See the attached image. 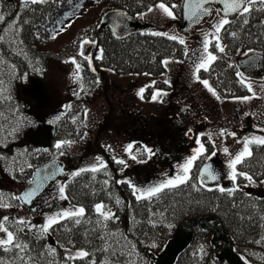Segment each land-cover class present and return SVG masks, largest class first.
Returning <instances> with one entry per match:
<instances>
[{
    "label": "trees",
    "instance_id": "trees-1",
    "mask_svg": "<svg viewBox=\"0 0 264 264\" xmlns=\"http://www.w3.org/2000/svg\"><path fill=\"white\" fill-rule=\"evenodd\" d=\"M161 2L169 7L177 5L173 12L181 19L182 0H72V3L49 0L38 4L30 0H0V15L4 17L0 22V175L25 185L36 167L68 153L69 144L57 150L58 142L81 141L86 130L88 94L96 87L97 80L98 84L103 83L101 71L116 76L147 74L151 79L157 78L144 95L169 89L159 80L167 70L163 62L183 60L184 45L149 31L116 39L109 28L100 26L106 11L121 9L136 17ZM81 11L88 14L83 19V15L77 14ZM228 19L231 22L225 26L227 31L220 33L226 54L217 53L221 58L209 71L199 73L200 79L208 80L220 99L250 94L238 83L235 74L238 67L228 65L237 66L236 61L247 56L245 53L250 49L252 53L264 54V5L253 6L247 24L238 14ZM85 39L95 41L98 50L103 49V59L96 60L95 56L91 67L78 55ZM210 40L209 51L215 53L214 38ZM73 57L81 69L69 92L70 98L65 108L42 119L52 128L50 146L35 147L28 143L25 134L41 124L20 90L33 80L44 81L51 62ZM202 140L206 151L194 162L189 181L150 199L138 200L128 183H117L125 181L119 179L124 166L113 157H104L107 167L95 173L84 171L65 178L67 202L73 208L85 209L81 223L63 219L42 233L43 226L37 222L20 225L17 219L8 217L4 220L5 227L27 249L23 253L15 248L6 252L0 247V264H152L149 254L159 251L180 225L196 217H215L239 254L252 264H264V193L245 189L244 184L249 181L243 176H238L235 186L230 188L234 189L231 195L212 185L202 186L198 168L212 150L210 142L205 137ZM250 151L251 156L237 165V171L247 173L253 182L259 183L264 181V145L250 144ZM142 153L140 149L132 150L137 160L146 159ZM13 197L18 196L11 190H0V204L16 209L21 202ZM97 204L104 206V212L111 211L110 219L104 220L96 212ZM211 236L207 229L194 227L193 240L176 264H227L215 258ZM79 250L87 251L89 256L65 259Z\"/></svg>",
    "mask_w": 264,
    "mask_h": 264
},
{
    "label": "rangeland",
    "instance_id": "rangeland-1",
    "mask_svg": "<svg viewBox=\"0 0 264 264\" xmlns=\"http://www.w3.org/2000/svg\"><path fill=\"white\" fill-rule=\"evenodd\" d=\"M156 5L152 6L154 9L152 12L147 10L136 15V18L143 23L154 24V28L149 30L151 33L175 34L184 39V47L187 49V55L185 52L183 60L169 61L166 74L159 77L163 83L165 80L170 82V84L166 83V86L169 85L171 91L165 92L167 95L159 98L157 102L152 101L155 90L140 99L137 95L138 91L141 88L146 91V88L153 85L152 81H156L157 78L151 80L146 75L116 76L111 72H99L104 80L88 94L89 106L86 115L84 114L85 135L81 141L68 145L67 154L58 157L66 162L69 169L68 177L80 169H90L92 165L98 163L97 158L105 163L104 157H115L116 161L124 159L127 165H123L124 170L119 173V179L130 181L132 185L142 190L157 185L169 177H174L179 166L193 154V149L198 147L195 143L196 139L199 138L203 144L202 137H205L211 144L209 148H212L208 158L217 159L222 163L223 179L220 183L227 184L229 183L227 167L229 159L243 150L244 138L264 136V131L259 130L264 128V92H261L259 87L261 83H264V59L259 71L244 72L253 83L257 96L261 98H252L247 102H241L236 98L217 99L194 78L193 72L199 57L203 55L204 34L214 31L212 26L219 19L216 14V10L219 9H214L212 16L204 20L192 32L182 33L178 29L180 19L165 16L156 9ZM77 14L83 15L81 18L83 19L86 12L84 14L81 11ZM84 51L93 58L99 53L97 47L91 44L84 45ZM241 58L243 56L239 59ZM71 60L50 63L47 78L44 81H37L44 90L42 98L36 99L31 95L22 94L25 87L20 90L21 97L36 114L40 122L38 124L46 127L49 132H51L50 125L42 119L59 108H65L70 96L68 93L76 82L77 69ZM251 95L250 93L248 96ZM179 106L181 111L184 109L187 111V115L181 114ZM166 110H171L168 118L163 116ZM134 113H137L138 120L148 121L147 126H151V129L155 126L162 128L164 123L168 122L165 119L175 118V122L169 121V125L174 128V139L166 134L159 142V145L165 144L167 151L176 155L174 162L160 163V157L153 155L149 159L147 154H145V160L131 159L125 151L129 145H132V150H143L144 147H148L155 153L154 145L147 143V138L142 137L140 131L135 134L132 127ZM157 127L154 129L158 130ZM222 130L226 133H235V136L227 134L220 136ZM224 148L228 149V155L224 153ZM213 153L215 155H212ZM67 179H58L47 188L37 213L28 211L24 205H19L16 209L0 207V223L4 224V217H13L26 222L37 221L43 226L47 223L48 217L76 209L67 200L59 198V186L64 185ZM23 187V184L12 183L6 176L0 175V190H11L15 196H18ZM244 188L255 193H264V181L245 183ZM4 238L6 234L0 233V239ZM72 254L75 255V253Z\"/></svg>",
    "mask_w": 264,
    "mask_h": 264
},
{
    "label": "snow or ice",
    "instance_id": "snow-or-ice-1",
    "mask_svg": "<svg viewBox=\"0 0 264 264\" xmlns=\"http://www.w3.org/2000/svg\"><path fill=\"white\" fill-rule=\"evenodd\" d=\"M27 2V0H26ZM32 4H38V3H48L49 0H30ZM52 2H56V0H52ZM68 3H72V0H67ZM210 0H201L200 4V10L205 14V15H211L212 9L204 7V5L208 4ZM211 2H219L223 5L222 9L216 10V14L219 17L217 22L213 24V29L214 31L205 33L204 34V39H203V55H201L198 59V62L195 64V69L193 72L194 78L199 81L200 83L203 84V86L212 93L213 96H216L217 99H220V97L217 95L216 91L209 85L208 80H202L200 79L199 73L201 70L204 71H209L211 65L217 61L218 59L221 58L220 55L218 54H226V49L225 46L221 43V36L220 33L221 31H227L225 28L226 25L230 24V20L227 18L230 14H238L241 17H244L243 23L247 24L248 19L247 16L251 14L253 11V6L257 5V3L264 5V0H211ZM79 7V5H77ZM178 6L173 4L170 7L166 5L165 3L161 2L156 5V9L160 10L165 16L171 17L172 19H175V15L173 12V9L177 8ZM154 9L152 7L148 8V12H152ZM68 17H65L67 19ZM4 17L0 15V22H2ZM66 27V26H65ZM233 37H236V33L232 32L230 33ZM153 35L160 36V35H167V39L177 41L178 43L184 45L185 41L184 39L178 37L175 34H162L158 32H154ZM213 37L215 41V53L209 51V45L212 43V41L209 39V37ZM55 38V37H53ZM95 45V41H89L87 39L83 40L80 45V51L78 55L80 57H83L84 60L87 61L88 66L91 67L92 65V60L93 57L91 55H88L84 51V45ZM99 54L96 55L95 59L96 60H102L103 59V49H99ZM253 50H249V53H251ZM186 55H187V49H185ZM218 53V54H217ZM249 53H245V55H248ZM71 62L76 66L77 72L80 71L81 65L77 63V60L75 57L72 58ZM165 67H167V64L169 61L165 60L164 62ZM229 68H237L238 66L229 64ZM95 71V69H92ZM236 77L238 78V83L245 87L249 93H251V96H245V97H238L236 98L237 100L241 102H247L252 98H261L257 96V93L253 89V83L248 79V77L245 75L244 72H241L239 70L236 71ZM147 75V74H146ZM96 83L98 84L99 81L97 80ZM165 83H169V81L165 80ZM260 91L264 92V83L260 84ZM144 88H141L137 95L139 96L140 99L144 98ZM164 95H167V93L162 92V91H156L152 95V101L157 102L159 98L163 97ZM159 102H162V100H159ZM87 113V110H85V115ZM49 123H55V121H50ZM260 131H264V128L259 129ZM190 131V130H189ZM231 135L235 136V133H226L225 131L220 132V136L224 135ZM209 139H211V136H209ZM71 141H64V142H58L55 147L57 150L61 149L65 144H70ZM195 143L198 145L197 148L193 149V154L185 160V162L179 166L178 172L174 177H169L166 180L162 181L161 183L157 185H153L151 187L145 188V189H139L136 186L132 185L130 181H117V183H128L130 187L133 189V195L136 196L138 200L142 198H152V197H157L161 192H163L165 189H171L175 188L178 185L185 184L189 181L190 179V172L191 168L194 164V162L200 158L201 156H204L205 154V146L204 144L201 143V140L199 138L196 139ZM244 147L241 152L236 154L234 157H231L228 162V169H229V179L233 181V184H235L237 176H243L245 180L252 182L253 178L252 176L248 175L247 173L244 172H239L237 171V165L241 164L244 162L246 157L251 156V151L249 148L250 144H258V145H264V136L262 137H257V136H252V137H246L244 138ZM126 152L131 156V159L137 160V155L132 154V145H129L126 149ZM224 153L228 155V149L224 148L223 149ZM63 155V153H60ZM142 154H147L148 158L150 159L155 153L151 148L144 147L143 148V153ZM212 155H215L213 153ZM208 157L205 156V159ZM115 159V157H114ZM97 164L92 165L90 169H80L78 172L73 173V176H78L81 174V172L84 171H91L93 173L99 171L101 168H106L107 165L100 159L97 158ZM120 165H126V161L124 159H119L116 161ZM141 163L147 162V161H138ZM31 165H29L30 167ZM204 178L210 179L212 181L217 180V175H215L212 171V169L208 166H206L200 175L201 182H203ZM31 183V181L29 182ZM105 184L108 183V181H104ZM195 187V185H192ZM203 186V184H202ZM65 188L66 185H60L59 186V198L60 199H67L68 197L65 195ZM234 189H228V195H231ZM219 191L221 193H224L226 190L224 188H219ZM36 193L34 191L27 192L24 196L21 197H13L14 199H18L21 201V203H31V199ZM0 206L7 207L9 205L6 204H0ZM103 205L102 204H97L96 205V212L103 216L104 220H108L111 218L112 214L111 211L109 210L108 212L103 211ZM85 215V209L83 207H79L78 209H74L72 211H64L61 213H57L54 216L48 217L47 223L43 225V227L40 229L42 233H47L49 228L56 222L63 220V219H70L73 220L75 224H80L81 223V218ZM7 217H4V220L7 221ZM27 222L25 220H18V224L20 225H25ZM23 230V229H22ZM31 230V229H29ZM0 233H5L6 238L0 239V247L4 249V251H10L13 248L18 249L19 252L23 253L27 249V245L19 243L15 236L14 233L9 231L3 223H0ZM155 247V245H152ZM89 253L87 251L79 250L75 253V255L69 254L65 259L67 260H75L78 258H85L88 257ZM21 261L24 260V257H20Z\"/></svg>",
    "mask_w": 264,
    "mask_h": 264
},
{
    "label": "water",
    "instance_id": "water-1",
    "mask_svg": "<svg viewBox=\"0 0 264 264\" xmlns=\"http://www.w3.org/2000/svg\"><path fill=\"white\" fill-rule=\"evenodd\" d=\"M201 0H182L181 5V23L179 30L182 33H189L193 29L202 24L205 19L212 16L215 6L222 9L223 5L219 2H210L204 7L212 9L211 15H205L200 10ZM235 14H230L231 17ZM100 26L109 28L113 37L123 39L131 34L149 30L153 24L142 23L137 18L129 15L121 9H112L106 11L100 20ZM264 59V54H252L237 61V66L240 71L248 72L250 70L259 71L261 62ZM35 97H42L41 88L33 92ZM25 137L28 143L35 147H48L52 134L46 127H38L36 130H29ZM210 167L215 174L217 168H213V163L209 160L204 162L199 168V176L202 170ZM68 170L65 169V163L59 159L50 160L43 165L35 168L31 173V179L25 184L19 197L24 196L27 192L34 191L36 194L31 199V203H22L33 213L37 212L36 208H32L34 202L39 199L46 188L55 180L64 178L68 175ZM31 181V183H29ZM216 181V180H215ZM215 181L204 178V184H211ZM207 229L212 233L210 244L215 250V258L220 262L227 264H252L239 254L233 247L230 240L226 237L224 231L219 228V221L215 217H196L190 219L180 225L175 233L165 241L163 247L156 252L149 254V259L152 264H176L178 257L190 246L193 240L194 227Z\"/></svg>",
    "mask_w": 264,
    "mask_h": 264
},
{
    "label": "flooded vegetation",
    "instance_id": "flooded-vegetation-1",
    "mask_svg": "<svg viewBox=\"0 0 264 264\" xmlns=\"http://www.w3.org/2000/svg\"><path fill=\"white\" fill-rule=\"evenodd\" d=\"M46 78H47V76H46ZM164 84L166 86V83H164ZM168 87H169L168 90L161 89L159 91L169 92L170 86L168 85ZM25 88H26L25 91L21 92L22 94L25 93L26 95H31L32 97H34L36 99H40L43 97V96L42 97H35L34 95H32L33 92L37 91L38 88H41L42 92L44 93L43 87L41 86V84L39 82H37V80H33ZM69 98H70V96H69ZM69 98H68V100H69ZM179 111L181 112V114L187 115V111L185 109L181 111L180 106H179ZM170 113H171V110H166V112H165V114H163V116L164 117L166 116V118H168ZM136 114L137 113H134V115H133V124H132V127L136 132L135 134H137V132L140 131L142 133V137L147 138L146 139L147 143H151L152 145H154L155 157H160V159H159L160 163H164L165 161L170 162V163L174 162V160H175L174 158H176V155L170 151H167L165 144L159 145V142H160L161 138L165 137L166 134L170 135L172 137V139H174V137H173L174 128L172 126H170L169 123L172 122L173 120L175 122V118L170 117L169 119H165V121L168 120V122H165L164 123L165 125H163L162 128H158L157 126H155L158 128V130H159L158 131V130L154 129L155 127H153V129H151L150 128L151 126H147V124H149L148 121H144L143 119L138 120L136 117ZM151 141H154V142H151ZM206 160H210L213 163L214 169L217 168V171H215V175H217L218 178L213 184L214 187L218 186L220 188L222 187L225 190H228V189L233 188L235 186L237 179H236L235 184H233V181L230 179H228L229 183H227V184L225 182L220 183V181H222V179H223V167H222V163H220V161H218L217 159H214V158H210V159L208 158ZM204 161L205 160H203V162ZM203 162H202V164H203ZM65 164H66V162H65ZM202 164H200V166ZM66 166H67V164H66ZM200 166H199V168H200ZM199 168H198V170H199ZM199 179H200V176H199ZM200 181H201V179H200ZM43 195H41L39 197V200H36L34 202V205L32 206V208L37 207L39 210V205L42 203ZM43 202H44V200H43Z\"/></svg>",
    "mask_w": 264,
    "mask_h": 264
}]
</instances>
